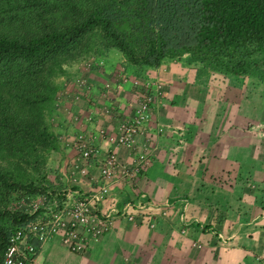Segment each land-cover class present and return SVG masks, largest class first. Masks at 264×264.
I'll use <instances>...</instances> for the list:
<instances>
[{
    "label": "crops",
    "instance_id": "obj_1",
    "mask_svg": "<svg viewBox=\"0 0 264 264\" xmlns=\"http://www.w3.org/2000/svg\"><path fill=\"white\" fill-rule=\"evenodd\" d=\"M101 58L104 66L88 71L66 67L51 115L58 146L48 152L45 172L51 186L85 193L97 188L104 148L127 165L146 152L150 163L135 178L113 181L98 207L99 213L127 203H142L144 209H136L140 212L133 221L114 219L83 254L53 236L41 245L39 263L264 264V137L244 132L246 120L255 127L264 118V88L233 77L215 78L186 56L165 60L146 71L160 91L134 147L109 144L100 130L117 134L144 88L134 86L135 75L126 66L128 79L120 80L119 54ZM79 76L88 79V87L76 85ZM78 133L101 147L94 159L79 160L72 144Z\"/></svg>",
    "mask_w": 264,
    "mask_h": 264
},
{
    "label": "trees",
    "instance_id": "obj_2",
    "mask_svg": "<svg viewBox=\"0 0 264 264\" xmlns=\"http://www.w3.org/2000/svg\"><path fill=\"white\" fill-rule=\"evenodd\" d=\"M112 51L137 76L186 56L264 85V0H0V264L12 231L34 218L13 200L51 186L57 79Z\"/></svg>",
    "mask_w": 264,
    "mask_h": 264
},
{
    "label": "built area",
    "instance_id": "obj_3",
    "mask_svg": "<svg viewBox=\"0 0 264 264\" xmlns=\"http://www.w3.org/2000/svg\"><path fill=\"white\" fill-rule=\"evenodd\" d=\"M154 86L143 96L134 114L119 122L117 134L100 131V136L107 143L134 147L135 137L141 126L152 116L151 104L157 99L160 91L158 84ZM74 146L82 162L94 159L97 149L101 148L93 145L90 138L83 133L76 135ZM104 154L100 161V179L96 181L95 190L79 193L71 186H63L58 191H43L39 195L41 197L34 200L30 210L18 207L17 210L34 215V218L12 231L1 264H40L38 253L41 245L55 235H60L63 245L68 249L83 254L89 249L91 240L101 237L108 231L114 219L118 217L130 221L135 219L140 212H135L136 209H144V204L136 207L127 203L121 209L113 206L101 213L98 207L109 195L110 184L120 177L135 178L141 169L150 163L151 154L138 153L132 165L121 162L110 148H104ZM76 167L80 172H85L84 166ZM46 201L48 203L45 206L43 203Z\"/></svg>",
    "mask_w": 264,
    "mask_h": 264
},
{
    "label": "rangeland",
    "instance_id": "obj_4",
    "mask_svg": "<svg viewBox=\"0 0 264 264\" xmlns=\"http://www.w3.org/2000/svg\"><path fill=\"white\" fill-rule=\"evenodd\" d=\"M114 53H117V54H119L120 56H121V54L119 53V52H117V51H114ZM102 57V56H101ZM100 56L99 57H95V56H90V57H88V58H85V59H82V60H80V61H77V62H73L72 64H70V65H73V64H75V65H79L78 67H81V68H83V70H85V71H88V70H91L92 69V67L93 66H104V61H103V59L101 58ZM118 57V56H117ZM119 59V58H118ZM121 61H122V65H120L119 66V71H120V80H122V81H125V80H127L128 79V76L126 75V72H124V70L125 69H127V68H125V66L126 67H128V68H131L130 66H128L127 64H126V62H125V59L121 56ZM84 71V72H85ZM123 71V72H122ZM126 71V70H125ZM131 71L133 72V74L135 75V77L133 78V84H134V86H137V85H139V86H142V88H144V90H143V92H142V96H141V99L143 98V96L146 94V92L147 91H150L151 90V88H152V86H154V85H156L157 84V81H154V80H152L151 78H149V76H148V73H145L144 75H142V76H137L136 74H135V72H134V70L131 68ZM67 73V72H66ZM66 73L64 74V75H62V76H60L58 79H57V82L58 83H60L63 79H65V76H66ZM214 76H215V78H222V76L223 75H221V74H213ZM143 77V78H142ZM119 80V79H118ZM119 80V81H120ZM246 80V79H245ZM75 83H76V85L78 86V87H80V88H83V87H88V79H85V77L84 76H79V77H77L76 78V80H75ZM246 83V82H245ZM252 84H254L253 82H252ZM110 85V83L109 84H107V83H105L104 84V87H108ZM146 85H149V87H147ZM263 88H264V85H261ZM153 91H154V94L156 93L155 92V90H154V87H153ZM264 94V93H263ZM56 98H57V96H56ZM141 99L138 101V104H139V102L141 101ZM56 101H57V99L55 100V103H56ZM138 104H137V106H138ZM137 106H136V108H137ZM136 108L134 109V110H136ZM135 112V111H134ZM53 114V113H52ZM134 114V113H133ZM51 118H52V116L50 117V123L52 122L51 121ZM58 117L57 116H54L53 117V122H54V124H55V126L57 125V121H58V119H57ZM52 125V124H51ZM57 130H59V129H57ZM250 130H252V131H255L254 133H256L257 135H261V138L262 137H264V118L261 120V121H259L258 123H256V126L254 127L253 126V124H248V121L246 120L245 121V123H244V132H245V134H249V131ZM100 131H104L103 129H101ZM61 132V131H60ZM250 133H253V132H250ZM59 135V134H58ZM61 136L63 135L62 133L60 134ZM59 135V136H60ZM76 137V136H75ZM75 137H74V139L72 140V144H73V146H74V140H75ZM61 141V140H60ZM68 142L67 141H64V143L63 144H67ZM68 145H70L69 143H68ZM74 148H75V146H74ZM76 149V148H75ZM77 151V150H76ZM49 174V173H48ZM34 176V175H33ZM49 177L51 178V179H54V175H53V173H50L49 174ZM48 178V177H47ZM48 180H49V178H48ZM50 181V180H49ZM54 182L56 181V180H53ZM59 181V180H58ZM57 181V182H58ZM60 183V182H59ZM44 187H45V189H44V191L45 190H47V191H58V190H60L61 188H62V186H58V185H52V186H47V185H44ZM43 192V191H42ZM42 192H38L37 194H32V195H24V196H20V197H17L16 199H14L13 200V203H12V206L15 208V209H18V207L20 208V209H23V210H30L31 209V207H32V203H34V200L35 199H39L41 196H39V195H41L42 194ZM47 201L45 202V203H43V205H47ZM40 205L42 204V201L40 200V203H39ZM11 205H10V208H13Z\"/></svg>",
    "mask_w": 264,
    "mask_h": 264
}]
</instances>
